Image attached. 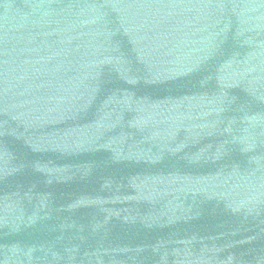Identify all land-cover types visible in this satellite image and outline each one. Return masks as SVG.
<instances>
[{
	"label": "water",
	"instance_id": "95a60500",
	"mask_svg": "<svg viewBox=\"0 0 264 264\" xmlns=\"http://www.w3.org/2000/svg\"><path fill=\"white\" fill-rule=\"evenodd\" d=\"M0 264H264V0H0Z\"/></svg>",
	"mask_w": 264,
	"mask_h": 264
}]
</instances>
